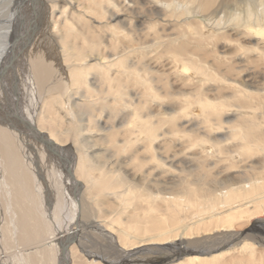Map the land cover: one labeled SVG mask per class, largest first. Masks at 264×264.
<instances>
[{"label":"bare ground","instance_id":"obj_1","mask_svg":"<svg viewBox=\"0 0 264 264\" xmlns=\"http://www.w3.org/2000/svg\"><path fill=\"white\" fill-rule=\"evenodd\" d=\"M61 1L65 6L51 12H59L56 20L63 23L52 29L51 47L64 56L69 85L84 90L81 105H63L69 118L76 104L94 118L79 130L93 134L80 139L91 145L78 170L98 192L135 200L119 236L104 231L117 250L101 258L122 264L129 250L148 246L169 249L173 261L180 260L176 264H260L253 244L240 240L241 229L228 228L264 212V0ZM23 8L0 32V77L8 49L18 46L12 47V38ZM95 95L103 96L100 105L87 104ZM103 113L114 120L103 125ZM36 128L47 142L60 144L62 136L40 123ZM10 130L0 129L4 152ZM19 140L29 143L23 134ZM18 159L19 169L3 174L7 180L14 174L24 203L32 173ZM48 178L53 185L54 176ZM25 209L21 230L37 234V221L33 228L29 222L36 207ZM89 224L101 226L95 219ZM201 230L223 233L202 237ZM179 237L188 245L160 247ZM243 250L251 252L248 257L238 255Z\"/></svg>","mask_w":264,"mask_h":264},{"label":"rangeland","instance_id":"obj_2","mask_svg":"<svg viewBox=\"0 0 264 264\" xmlns=\"http://www.w3.org/2000/svg\"><path fill=\"white\" fill-rule=\"evenodd\" d=\"M230 1L235 3L236 0ZM61 5L65 6L61 0H47L46 3L41 0H0V32L5 29L6 19L17 15L24 6V15L22 14L21 18L18 17L21 21L18 20L14 25L17 35L14 36L15 39L12 38V47L14 43L18 46L12 49L7 48L10 60L4 65L5 67L3 66L4 75L0 77V129H11L5 143L2 144L5 152L0 147V264H108L101 258V254L107 251L115 254L117 247L104 231L108 228L114 232L112 233L114 238L118 237L119 229L125 228L129 216L135 212V200L132 202L126 198L122 200L111 191L98 192L92 188L91 182L81 175L82 168L78 170L79 163H87L85 153L91 145L88 140L85 141L86 145L81 141L83 137H86L83 133L87 132V129L79 130L84 122L94 118L88 113L83 115L80 106H77L84 100L80 96L84 94L82 93L84 90L79 89V91L77 86L69 85V71L63 66L64 56L53 53L54 48L51 47L53 27L55 24L60 26L63 24L60 20L58 22L56 20L60 15L59 12L55 15L51 12L56 7L60 9ZM257 7L260 8L258 3ZM66 9L68 17L71 18L72 10L69 2ZM197 17L206 19L199 15ZM2 40L4 38L0 36V43ZM55 56L60 59L58 64L55 63L57 60ZM46 66H52L51 70H46ZM102 98V95L100 97L95 95L93 99L86 102L99 106L98 102H101ZM66 100L77 103L74 106L75 115L72 118H69L66 107L63 105V102H67ZM99 113L101 112L98 110ZM105 114L103 113V119L99 118L104 121L103 125L107 120L109 122L114 120L113 117L109 118V115ZM30 121L31 127L26 126L30 124ZM38 123L54 131L58 136H62L60 144L52 140L47 142L43 133L36 128ZM67 131L68 133H64ZM20 134L29 140L28 144H23L19 140ZM90 134L93 133L90 132L87 136H91ZM18 156L21 161L23 160V165H27L24 167L27 169H25L26 172L34 174L30 176L29 187H32L25 194L24 203L20 202L18 191L21 185L14 174L12 177L9 176L8 180L6 177V174H11L10 167L19 169ZM22 170L15 174H20ZM5 171L6 174H3ZM49 176L55 178L52 180L53 185H50ZM59 184L61 192L58 191ZM28 207L33 209L36 207L37 213H31L29 222L33 228L37 221V234L31 229L21 230L20 214L24 209L27 211ZM93 219L97 220L101 226H91L89 222ZM233 225L228 229H232L233 233L241 229L240 240L251 242L254 247L255 261L259 257L262 260L260 264H264V212L258 213L251 222L235 221ZM76 226L78 229H75ZM72 228L76 232H73ZM201 231L202 237L222 232L208 230L205 235V231ZM131 232L135 234L133 229ZM68 239L70 244L66 248ZM61 240L65 243L63 253ZM240 240L237 241L240 242ZM188 241L185 237L172 238L170 242L160 247L188 245ZM204 248H206L205 245ZM248 250H243L238 255L248 257L251 253ZM169 253V249H150L148 246H142L129 250L122 264H176L180 261H173ZM227 256L219 263L229 260L231 255Z\"/></svg>","mask_w":264,"mask_h":264},{"label":"water","instance_id":"obj_3","mask_svg":"<svg viewBox=\"0 0 264 264\" xmlns=\"http://www.w3.org/2000/svg\"><path fill=\"white\" fill-rule=\"evenodd\" d=\"M69 240H70V239H68V240L66 241V248H67V247L69 246V244H70V243H69ZM66 250H67V249H66Z\"/></svg>","mask_w":264,"mask_h":264}]
</instances>
